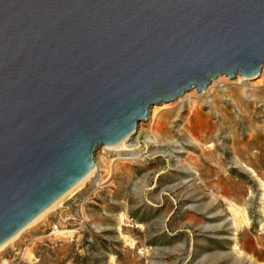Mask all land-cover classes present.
<instances>
[{"label": "water", "instance_id": "obj_1", "mask_svg": "<svg viewBox=\"0 0 264 264\" xmlns=\"http://www.w3.org/2000/svg\"><path fill=\"white\" fill-rule=\"evenodd\" d=\"M263 63L264 0H0V244L151 105Z\"/></svg>", "mask_w": 264, "mask_h": 264}, {"label": "rangeland", "instance_id": "obj_2", "mask_svg": "<svg viewBox=\"0 0 264 264\" xmlns=\"http://www.w3.org/2000/svg\"><path fill=\"white\" fill-rule=\"evenodd\" d=\"M230 80L191 89L196 106L154 104L159 136L148 115L127 157L99 146L95 172L0 264H264V84Z\"/></svg>", "mask_w": 264, "mask_h": 264}, {"label": "bare ground", "instance_id": "obj_3", "mask_svg": "<svg viewBox=\"0 0 264 264\" xmlns=\"http://www.w3.org/2000/svg\"><path fill=\"white\" fill-rule=\"evenodd\" d=\"M231 78H236L237 80H240L243 82V80L245 79H256L254 80V82H252L250 85L251 86H258V85H262L264 84V63L262 65V68H261V71L258 75L256 76H253V77H248V76H244V75H238V74H235L233 77H230L226 74H219L217 75L216 77H214L210 83H212L211 85H207V89L205 87V91L204 92H207L209 90H214L216 88H214V82H217V81H221V82H228V81H231L230 79ZM241 82V83H242ZM238 83V82H237ZM193 90H197L196 88H191ZM188 90L186 92H184L183 94L181 95H178L175 99H173L172 101L175 100V102H180V101H184V100H192L194 101L195 100V106L198 105L197 104V100L195 99L196 97L194 96L193 92H190L191 91ZM204 90V89H203ZM203 90H200L198 92H201ZM211 91V92H212ZM210 92V93H211ZM213 93V92H212ZM208 94V93H207ZM215 95V92L213 93ZM231 97H233L235 94L234 93H230L229 94ZM171 102V101H169ZM163 103H166V102H161V103H157V104H162ZM238 104V103H237ZM191 107V106H190ZM157 108L158 106L157 105H151L150 108H149V119L151 121V125H153V134H154V142H155V139L159 136L158 135V132H157V128H158V124H157V119L155 117L156 115V112H157ZM160 108H163V107H160ZM138 127V125H137ZM137 127L135 129V131L133 132L134 134L136 133V130H137ZM151 131V130H150ZM131 133L129 135H127L126 137H124L123 139L117 141V142H114V143H110V144H102V148L104 149H108L110 151H115L116 152V158H125L127 156H124L122 154V151L124 150H127V151H131L132 149L131 148H128V144L126 143L128 141V139L130 137H132L134 134ZM148 139L146 141H149L150 137H147ZM196 141V140H195ZM133 155V154H132ZM131 158L133 156H130ZM116 158H112L111 160H114ZM96 166H93L91 167V169L85 173L82 177H80L71 187H69L63 194H61L57 199H55L49 206H47L45 209H43L40 213H38L30 222H28L23 228H21L19 231H17L13 236H11L10 238H8L6 241H4L2 244H0V250H2L3 248H5L7 245L11 244L17 237H19V235H21L24 231H26L27 229H29L30 227H32L35 223H37L38 221L42 220L49 211H51L56 205H58L63 199L65 196H67L69 193H71L75 188H77L79 185H81L88 177H90L96 170ZM232 213H233V216L235 218L239 217V216H243V219L246 221L245 219V216L243 215V213L240 211V209L235 206V205H232ZM233 223H236L235 220H233ZM73 230L71 229H66V228H58L57 226H53V229L51 230L50 234L49 235H52V236H62V235H65L67 233H71ZM3 264H6V262H3Z\"/></svg>", "mask_w": 264, "mask_h": 264}]
</instances>
